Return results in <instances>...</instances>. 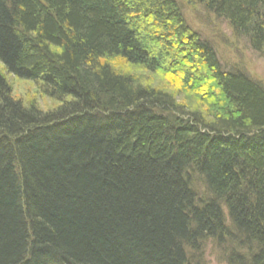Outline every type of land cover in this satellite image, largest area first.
<instances>
[{"label":"trees","instance_id":"1","mask_svg":"<svg viewBox=\"0 0 264 264\" xmlns=\"http://www.w3.org/2000/svg\"><path fill=\"white\" fill-rule=\"evenodd\" d=\"M193 1L264 55V0ZM115 59L167 65L217 110ZM9 76L59 106H26ZM205 239L264 264L263 83L226 70L177 0H0V264H207Z\"/></svg>","mask_w":264,"mask_h":264},{"label":"rangeland","instance_id":"2","mask_svg":"<svg viewBox=\"0 0 264 264\" xmlns=\"http://www.w3.org/2000/svg\"><path fill=\"white\" fill-rule=\"evenodd\" d=\"M177 1L183 5L184 14L189 24L200 32L204 39L211 42L222 66L226 70H245L253 79L264 85V55L251 49L245 38L235 36L228 22L218 18L211 12H207L203 6L194 3L193 0ZM165 66L163 67L165 69L152 72L131 66L118 59L113 62L115 70L131 74L137 83L166 89L171 92L177 102L185 104V107L196 108L206 119H209L210 115L213 116L214 110H217V108L211 103L212 101L201 100L199 97L195 98L194 93L185 91L184 83L182 84L179 80L181 78L173 75L174 73L172 74L167 69L168 66ZM8 79L13 87V95L21 99L26 106L34 105L42 111H50L59 106L58 101L50 98L34 82L16 79L14 76H9ZM193 183L199 197L203 199L211 198L200 176L195 174ZM224 211L228 216L226 208H224ZM231 248L229 243L219 244L214 240L205 239L200 249L195 251L196 256L193 260L195 263L196 261L205 260L207 264H229L227 255Z\"/></svg>","mask_w":264,"mask_h":264},{"label":"bare ground","instance_id":"3","mask_svg":"<svg viewBox=\"0 0 264 264\" xmlns=\"http://www.w3.org/2000/svg\"><path fill=\"white\" fill-rule=\"evenodd\" d=\"M162 115L166 117L168 115V113L162 112Z\"/></svg>","mask_w":264,"mask_h":264}]
</instances>
